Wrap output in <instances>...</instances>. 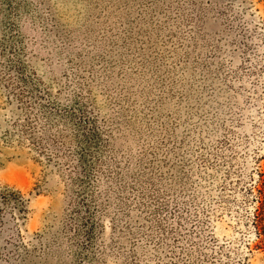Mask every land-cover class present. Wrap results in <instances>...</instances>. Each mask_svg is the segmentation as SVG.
<instances>
[{
  "label": "rangeland",
  "instance_id": "1",
  "mask_svg": "<svg viewBox=\"0 0 264 264\" xmlns=\"http://www.w3.org/2000/svg\"><path fill=\"white\" fill-rule=\"evenodd\" d=\"M262 178L264 0H0V264H264Z\"/></svg>",
  "mask_w": 264,
  "mask_h": 264
},
{
  "label": "trees",
  "instance_id": "2",
  "mask_svg": "<svg viewBox=\"0 0 264 264\" xmlns=\"http://www.w3.org/2000/svg\"><path fill=\"white\" fill-rule=\"evenodd\" d=\"M15 95L14 93H11ZM31 127H29L30 129ZM35 139V137L33 138ZM6 190V189H4ZM257 195H255L256 199V207H255V227L257 229L256 238L257 243L256 246L261 245L264 249V178L260 180V186L257 188ZM0 199L3 201H12L15 204V208L17 209V212H20L24 210V199L22 195L19 193V191H12V192H5L0 189ZM8 256L0 254V257L9 259Z\"/></svg>",
  "mask_w": 264,
  "mask_h": 264
}]
</instances>
